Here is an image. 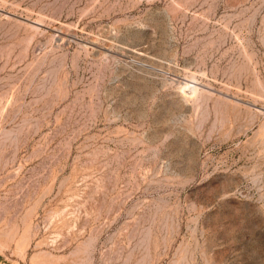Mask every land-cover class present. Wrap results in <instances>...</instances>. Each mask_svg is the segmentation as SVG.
Returning a JSON list of instances; mask_svg holds the SVG:
<instances>
[{"label": "rangeland", "instance_id": "rangeland-1", "mask_svg": "<svg viewBox=\"0 0 264 264\" xmlns=\"http://www.w3.org/2000/svg\"><path fill=\"white\" fill-rule=\"evenodd\" d=\"M0 264H264V0H0Z\"/></svg>", "mask_w": 264, "mask_h": 264}]
</instances>
